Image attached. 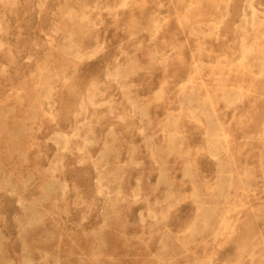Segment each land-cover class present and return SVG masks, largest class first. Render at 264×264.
Listing matches in <instances>:
<instances>
[{"label":"rangeland","instance_id":"1","mask_svg":"<svg viewBox=\"0 0 264 264\" xmlns=\"http://www.w3.org/2000/svg\"><path fill=\"white\" fill-rule=\"evenodd\" d=\"M0 264H264V0H0Z\"/></svg>","mask_w":264,"mask_h":264},{"label":"bare ground","instance_id":"2","mask_svg":"<svg viewBox=\"0 0 264 264\" xmlns=\"http://www.w3.org/2000/svg\"><path fill=\"white\" fill-rule=\"evenodd\" d=\"M244 3V2H243ZM246 4H249V1H248V3L247 2H245ZM87 5V4H86ZM84 16V15H83ZM114 19V18H113ZM146 33V32H145ZM147 35V34H146ZM151 36V35H150ZM207 38V37H206ZM205 38V39H206ZM153 39V38H152ZM153 41V40H152ZM154 42V41H153ZM211 42V41H210ZM216 44V43H215ZM199 46H200V44H199ZM178 49V48H177ZM155 50V49H154ZM169 50V49H168ZM179 50V49H178ZM156 51V50H155ZM198 51V50H197ZM183 56V55H182ZM203 85V84H202ZM206 88V87H205ZM45 94V91H43V95ZM43 99V98H42ZM131 105V104H130Z\"/></svg>","mask_w":264,"mask_h":264}]
</instances>
